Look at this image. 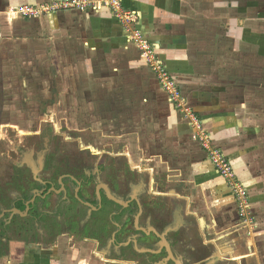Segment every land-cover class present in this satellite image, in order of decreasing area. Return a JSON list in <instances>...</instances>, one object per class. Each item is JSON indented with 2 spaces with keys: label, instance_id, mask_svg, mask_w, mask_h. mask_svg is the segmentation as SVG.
I'll return each mask as SVG.
<instances>
[{
  "label": "crops",
  "instance_id": "0c3cea01",
  "mask_svg": "<svg viewBox=\"0 0 264 264\" xmlns=\"http://www.w3.org/2000/svg\"><path fill=\"white\" fill-rule=\"evenodd\" d=\"M59 1L0 0V91L5 89L3 81L10 73H15L17 82L22 79V83H26L27 59L30 60L32 75L38 73L40 65L41 68L50 65V75L56 78L60 73L64 87H73L71 76L75 58L65 51L62 53L57 43L61 40L72 45L73 42L54 38L67 25L81 32L77 43H81L83 50L86 49L84 54H87L83 58L87 71L84 78L86 86H82L88 92L96 84L104 86L110 77L120 79L114 83L117 86H110L117 91L124 87L122 79L127 76L135 81L133 86L138 88L140 82L136 80L147 76L145 62L138 58L133 44H126L124 30L108 9L84 13L77 10L57 12L34 21L18 17L11 19L10 11L17 6H42ZM226 1L123 0V5L138 12V29L160 49L168 68L178 77L184 95L202 118L211 143L225 153L248 187L250 221L241 219L230 186L209 162L205 151L192 140L193 134L181 123L179 114L169 103V97L161 90L154 93V89L150 95L151 106L154 108L155 103L159 110L157 130L162 134L160 137L173 144L180 139L179 143L184 144L183 149L187 151L184 156L190 159L188 165L181 167L185 173V179H180L182 186H178V190L169 188L167 194H161L167 195L169 201L184 203L185 213L194 222L195 229L203 237L210 238L207 239L210 242L230 248L228 256L232 262L264 264V125L255 116L259 111L256 105H250L247 99L256 89L250 80L253 56L244 49L250 44L256 46L258 50L254 58H264V31L255 30L253 26L250 28L247 18L249 0H243L241 5ZM34 26L37 27L34 29ZM26 27L37 32L32 41L27 38L32 33H26L30 30ZM216 27H225L227 32L222 36ZM225 39L234 42V50L227 53L219 51ZM53 43L57 45H49ZM38 46H50V50L37 49L34 52ZM52 58L58 59V64ZM7 79L10 82L11 79ZM141 84L144 86V82ZM105 89L108 90L107 87ZM105 97L97 99L101 101L100 107L107 105ZM129 98L132 101V94ZM178 170L181 171L180 168ZM199 219L204 221L202 228ZM14 229H19V226ZM15 230L5 235L6 239L0 244V264H106L104 257L98 253L93 255L91 250L77 252L58 248V243L46 245L41 240L24 238Z\"/></svg>",
  "mask_w": 264,
  "mask_h": 264
},
{
  "label": "rangeland",
  "instance_id": "374dc122",
  "mask_svg": "<svg viewBox=\"0 0 264 264\" xmlns=\"http://www.w3.org/2000/svg\"><path fill=\"white\" fill-rule=\"evenodd\" d=\"M226 2L243 4V0H228ZM247 2L250 3L247 17L249 18L250 28L253 26L255 30L264 31V0H249ZM44 5L48 6L47 4ZM15 9L16 7L10 11L11 19L16 17L24 19L18 16ZM71 10L76 9H60L58 13ZM77 11L84 13L83 11ZM234 12L236 15V11ZM27 19L38 20L35 16ZM37 26L33 28L35 29ZM224 28L216 27V30L220 31L223 36L227 32ZM25 29H30L26 33H32L31 36L27 37L32 41L37 32H32V27H26ZM62 29L60 33L54 35V38H57V40L64 38L73 42L72 45L61 40L57 42L62 53L65 51L68 56L71 55L73 59L75 58L74 69L72 70L74 76H71L73 77V87H64L65 83L60 73H57L56 78L50 75V65L47 68H41L40 65L38 73L32 75L29 71L31 67H29V59H27L29 62L26 63L25 68V75L27 76L25 84L22 83V79L17 82L15 73L14 75L8 74L7 78L11 79L10 82L6 77V80L3 81L5 89L0 91V178L10 176L11 165L15 162H22L21 156L24 152H32L31 154H33L37 150L40 133L44 132V134H52L49 137L51 139L49 144L51 150L55 145L64 148L63 159L68 158V155L76 154L80 156L82 153L93 156L97 160L101 156H105V160L120 164L123 171V168L127 169L128 166L145 169L147 171L145 175L151 179L153 191L156 194H159V191L167 194L169 188L170 190H178V186H182L180 179L182 177L185 179V173L183 174L181 167L188 165L190 159L184 156L187 151L183 149L184 144L179 143L180 139H178L180 141L177 140L178 144L177 142L173 144L172 141H167L165 137L161 138L162 134L157 130L159 110L155 103L154 108L151 106L152 96L150 95L154 89V93L161 90L169 97L170 105L179 114L181 123L187 126L188 131H191L192 134L205 133L201 131L203 129L199 127V124L193 120V114H196L200 120L202 118L196 113L194 105L184 95L178 77L168 68L162 58L160 49H157L153 44V50L156 51L153 55V65L151 66L152 63L145 61L146 70H144L147 72V76H144L145 79L139 78L136 80L140 82L138 88L133 86L135 81L130 80L131 77L127 76V78L122 79L125 82L124 87L117 91L110 86H113L120 79L114 80V77H110L106 82L112 83L111 85L106 83L104 86H99L96 84V87H92L88 92V89L82 86H86L84 78H86L87 71L85 68L86 62L83 58L87 54H84L86 49L83 50L81 43H77L81 32H77L75 28L72 29L68 25ZM49 34L53 37L51 33ZM227 35L231 34L228 33ZM225 41L219 51L227 53L234 50L232 46L234 42L229 39H225ZM126 42L127 45L130 43L128 39H126ZM57 43L49 45L54 46ZM62 43L63 45H60ZM49 47L38 46L33 51L36 52L37 49L50 50ZM244 49L253 56V59L251 58L253 64H251L250 69L252 73L250 80L253 83L252 85H255L253 88L256 89L254 94L247 99L250 105H256L255 108L259 111L255 113V116L264 125V58H254L255 55L257 56L258 48L256 46L250 44L245 46ZM132 50L130 49V51ZM136 51L138 52V58L142 61L141 51L137 49ZM47 59V64H49L51 57ZM52 60L57 64L59 62L55 58H52ZM31 61H34V59H31ZM31 65L33 64L31 63ZM57 69L60 70V68ZM20 70L24 71L21 68ZM141 77H143L142 74ZM141 82H144V86ZM141 86H143L142 90ZM106 87L108 90L105 89ZM127 93L129 95L125 98ZM104 94L109 95V97H105ZM130 94H132V101L129 98ZM104 97L108 100L105 108L100 107L101 101L97 100ZM55 133L58 135L53 138L52 136ZM44 134L42 135L43 138ZM207 135L209 136V134ZM192 140L205 153L207 152L206 148L202 147L200 137L198 139L192 137ZM108 154L113 157L111 156L108 159L110 157ZM35 160H37V156ZM179 168L181 171L178 170ZM154 182H157L158 185H155ZM165 201L171 205L178 203V201L173 202L169 199H165ZM18 218L20 219V217H16L13 221L14 227L19 222ZM189 220L193 222L192 219ZM199 223L202 228L204 221L199 219ZM191 227L192 231L198 234L197 230L193 226ZM15 232L20 233L21 228L16 229ZM213 244L216 243L213 241ZM216 246L220 251V257L221 252L225 254L231 252V249H228L227 246L221 247L217 244ZM222 257H225L224 254Z\"/></svg>",
  "mask_w": 264,
  "mask_h": 264
},
{
  "label": "flooded vegetation",
  "instance_id": "af4514ba",
  "mask_svg": "<svg viewBox=\"0 0 264 264\" xmlns=\"http://www.w3.org/2000/svg\"><path fill=\"white\" fill-rule=\"evenodd\" d=\"M43 134L38 151L24 152L10 176L0 178V244L20 217L24 238L88 249L108 264H235L192 231L184 203L171 205L153 191L145 169L123 171L105 156L83 153L63 159L64 148L51 150L52 134Z\"/></svg>",
  "mask_w": 264,
  "mask_h": 264
},
{
  "label": "built area",
  "instance_id": "2783aa9c",
  "mask_svg": "<svg viewBox=\"0 0 264 264\" xmlns=\"http://www.w3.org/2000/svg\"><path fill=\"white\" fill-rule=\"evenodd\" d=\"M47 5L48 6L23 5L16 8V11H13L17 12L18 16L26 19L32 16L39 18L45 14L56 13L60 11V9L67 8L83 12H98L102 9H108L124 30L126 39H128L137 50L141 51L142 60L152 63L151 66L153 65V55L154 52H156L153 50L154 45L149 42L145 34L138 29L137 24L140 18L138 12L125 8L123 0H60L58 3L53 2ZM170 99L172 100V97ZM192 118L199 124V127L203 129L201 131L205 133L201 134L197 132L193 134V137L195 139L200 137L202 147L207 150L206 153L209 162L230 186L237 204L236 210L238 214L241 215V219L245 222L250 221L249 211L251 209V202L248 187L241 181L225 153L212 145L210 135L208 136V132L204 129L203 121L200 120L196 114H193Z\"/></svg>",
  "mask_w": 264,
  "mask_h": 264
},
{
  "label": "water",
  "instance_id": "95a60500",
  "mask_svg": "<svg viewBox=\"0 0 264 264\" xmlns=\"http://www.w3.org/2000/svg\"><path fill=\"white\" fill-rule=\"evenodd\" d=\"M16 213H21V212H19V211H17V210H14Z\"/></svg>",
  "mask_w": 264,
  "mask_h": 264
}]
</instances>
